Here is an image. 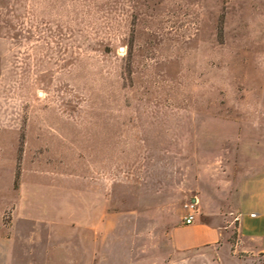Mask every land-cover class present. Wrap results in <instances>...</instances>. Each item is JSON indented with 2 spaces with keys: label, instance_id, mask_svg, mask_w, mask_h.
I'll return each instance as SVG.
<instances>
[{
  "label": "rangeland",
  "instance_id": "374dc122",
  "mask_svg": "<svg viewBox=\"0 0 264 264\" xmlns=\"http://www.w3.org/2000/svg\"><path fill=\"white\" fill-rule=\"evenodd\" d=\"M39 1L84 29L23 38L0 15V233L26 239L21 264L39 230L41 264H177L185 204L234 211L257 163L264 55L232 31L258 33V0Z\"/></svg>",
  "mask_w": 264,
  "mask_h": 264
},
{
  "label": "crops",
  "instance_id": "0c3cea01",
  "mask_svg": "<svg viewBox=\"0 0 264 264\" xmlns=\"http://www.w3.org/2000/svg\"><path fill=\"white\" fill-rule=\"evenodd\" d=\"M244 8L249 5L253 8L255 0H243ZM261 7L256 13L260 16V30L257 34L250 31L242 33L232 31V38H243V48L247 43L259 47V51H248L254 56L264 55V0H258ZM62 13H57L54 20L45 16V9L39 0H25L21 5L8 4L2 6L0 15L14 17L19 15V37L23 38H73L76 31H83V24H76L69 15L74 13L72 5L62 4ZM254 10V9H253ZM246 24V9L243 11ZM253 19L249 27L252 28ZM245 27V26H244ZM231 36V35H230ZM5 37H15L6 35ZM235 45V43L233 44ZM228 48V54H230ZM257 163L244 167L241 180L236 190L237 203L234 211L223 214L218 218L198 220L195 216L190 224H177L171 231V243L178 256L177 264H264V131L260 132ZM198 201V198H196ZM237 220L236 235L230 229L232 226L229 215ZM221 215V214H219ZM54 236L52 232V237ZM36 248L34 263L43 262L42 233L38 231L34 241ZM26 239L0 233V264H21L20 256H26ZM45 261L49 264L51 254L46 255Z\"/></svg>",
  "mask_w": 264,
  "mask_h": 264
},
{
  "label": "built area",
  "instance_id": "2783aa9c",
  "mask_svg": "<svg viewBox=\"0 0 264 264\" xmlns=\"http://www.w3.org/2000/svg\"><path fill=\"white\" fill-rule=\"evenodd\" d=\"M197 204H198L197 199H192L185 204V208L187 209V212L184 216V222L186 224H190L194 220L197 212L196 209Z\"/></svg>",
  "mask_w": 264,
  "mask_h": 264
}]
</instances>
